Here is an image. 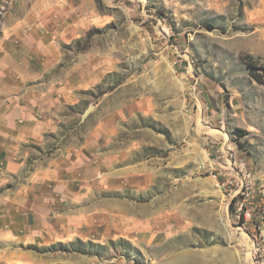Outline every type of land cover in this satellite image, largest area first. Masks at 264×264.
Returning a JSON list of instances; mask_svg holds the SVG:
<instances>
[{
    "label": "rangeland",
    "instance_id": "1",
    "mask_svg": "<svg viewBox=\"0 0 264 264\" xmlns=\"http://www.w3.org/2000/svg\"><path fill=\"white\" fill-rule=\"evenodd\" d=\"M59 3L75 39L46 81L84 54L82 106L116 131L86 191L0 190V264H264V0Z\"/></svg>",
    "mask_w": 264,
    "mask_h": 264
},
{
    "label": "crops",
    "instance_id": "2",
    "mask_svg": "<svg viewBox=\"0 0 264 264\" xmlns=\"http://www.w3.org/2000/svg\"><path fill=\"white\" fill-rule=\"evenodd\" d=\"M59 2L0 0V190L22 182L9 196L15 200L12 206L26 194V206L35 207L38 190L50 192L51 185L62 189L74 184L71 190L77 192L89 189L76 185L107 167L97 152L116 131L115 119L112 124L101 121L102 110L95 102L82 106L83 92L96 83L94 67L84 65V54L74 57L67 72L46 81L66 60L63 46L75 39L64 30L69 9ZM90 105L94 110L84 138L58 142L54 134L66 122L65 108L83 107V114Z\"/></svg>",
    "mask_w": 264,
    "mask_h": 264
},
{
    "label": "water",
    "instance_id": "3",
    "mask_svg": "<svg viewBox=\"0 0 264 264\" xmlns=\"http://www.w3.org/2000/svg\"><path fill=\"white\" fill-rule=\"evenodd\" d=\"M94 110V106L90 105L82 114V121L85 122L88 118V116L91 114V112Z\"/></svg>",
    "mask_w": 264,
    "mask_h": 264
},
{
    "label": "trees",
    "instance_id": "4",
    "mask_svg": "<svg viewBox=\"0 0 264 264\" xmlns=\"http://www.w3.org/2000/svg\"><path fill=\"white\" fill-rule=\"evenodd\" d=\"M249 57L251 58V56H249ZM248 67H249L250 71H253V67L251 65Z\"/></svg>",
    "mask_w": 264,
    "mask_h": 264
}]
</instances>
